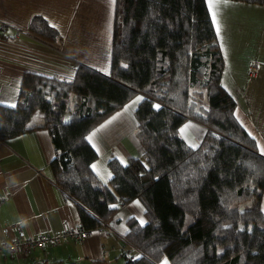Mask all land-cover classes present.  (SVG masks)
Here are the masks:
<instances>
[{
	"label": "trees",
	"instance_id": "obj_1",
	"mask_svg": "<svg viewBox=\"0 0 264 264\" xmlns=\"http://www.w3.org/2000/svg\"><path fill=\"white\" fill-rule=\"evenodd\" d=\"M29 27L57 37L41 17ZM223 66L208 0H115L109 72L84 64L71 78L25 71L16 104H0V140L40 116L54 182L89 230L139 199L146 221L128 219L125 238L138 256L126 264H264V156L234 115ZM138 95L143 151L125 163L110 158L103 182L87 134ZM189 119L206 128L194 146L179 131Z\"/></svg>",
	"mask_w": 264,
	"mask_h": 264
},
{
	"label": "crops",
	"instance_id": "obj_2",
	"mask_svg": "<svg viewBox=\"0 0 264 264\" xmlns=\"http://www.w3.org/2000/svg\"><path fill=\"white\" fill-rule=\"evenodd\" d=\"M224 66L221 84L235 100L234 115L264 156V5L236 0H208ZM115 0H0V104L13 106L27 70L71 78L79 64L102 73L110 70ZM242 10V11H241ZM43 18L56 32L45 37L29 27ZM4 26V28H2ZM219 29V31H218ZM140 96L125 103L87 134L97 152L92 167L108 182L110 158L125 163L141 155L134 110ZM28 129L0 140L1 227L10 237L15 223L29 235L56 232L80 222L76 203L65 198L50 169L55 155L49 133L34 114ZM205 126L187 120L180 135L197 145ZM264 211V190L261 200ZM144 224V206L134 198L118 206L81 242L64 241L36 247L27 255L0 253V264H28L40 258L75 264H126L137 250L125 238L128 219Z\"/></svg>",
	"mask_w": 264,
	"mask_h": 264
},
{
	"label": "built area",
	"instance_id": "obj_3",
	"mask_svg": "<svg viewBox=\"0 0 264 264\" xmlns=\"http://www.w3.org/2000/svg\"><path fill=\"white\" fill-rule=\"evenodd\" d=\"M4 28V26H2ZM16 230V235L10 237L9 230L6 226L1 227L3 239L0 241V253H6L9 256L27 255L36 247L44 245H56L58 243L73 240L75 242L83 241L90 230L82 223L73 227H67L56 232H41L36 235L26 234L18 223L13 225ZM28 264H75L73 262H58L40 258Z\"/></svg>",
	"mask_w": 264,
	"mask_h": 264
},
{
	"label": "rangeland",
	"instance_id": "obj_4",
	"mask_svg": "<svg viewBox=\"0 0 264 264\" xmlns=\"http://www.w3.org/2000/svg\"><path fill=\"white\" fill-rule=\"evenodd\" d=\"M242 11V10H241ZM189 120H192V119H189ZM164 262V264L166 263L167 264V262L166 261H163Z\"/></svg>",
	"mask_w": 264,
	"mask_h": 264
},
{
	"label": "snow or ice",
	"instance_id": "obj_5",
	"mask_svg": "<svg viewBox=\"0 0 264 264\" xmlns=\"http://www.w3.org/2000/svg\"><path fill=\"white\" fill-rule=\"evenodd\" d=\"M218 31H219V29H218Z\"/></svg>",
	"mask_w": 264,
	"mask_h": 264
}]
</instances>
